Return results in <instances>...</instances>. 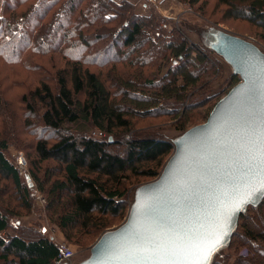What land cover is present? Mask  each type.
Wrapping results in <instances>:
<instances>
[{"label":"trees","instance_id":"1","mask_svg":"<svg viewBox=\"0 0 264 264\" xmlns=\"http://www.w3.org/2000/svg\"><path fill=\"white\" fill-rule=\"evenodd\" d=\"M182 1L201 7L211 0ZM215 3L222 9V20L246 22L261 31L264 41V0ZM155 21L153 16L138 14L126 0H0V61L21 66L27 73L34 68L33 77L39 80L22 93L21 103L25 114L41 123L40 131L47 132L28 145L35 159L29 160L34 191L22 184L17 169L4 156L7 143L1 135L0 176L12 180L27 213L31 192L44 194L50 221L72 244L82 245L87 236L96 238L110 227L108 220L125 215L131 179L157 178L175 142L198 126H189L191 107L196 103L204 107L213 99L204 93L205 79L214 74L215 47L228 34L196 23L184 24L199 37L200 44H195L176 28L164 36L155 30ZM43 31L46 41L54 34L58 40L54 50L41 53L37 43ZM19 36L24 38L21 46L7 53L19 43ZM74 49L77 53L71 55ZM35 54L41 56L33 62L27 59ZM52 55L65 64L55 70L51 83L49 78L43 80L44 70L35 63ZM231 79L232 87L240 81L234 75ZM194 90V96L201 95L196 102L190 95ZM172 104L177 109L168 116L178 120L176 129L181 133L173 142L133 133L138 119L165 115L164 109ZM27 121L30 125L31 120ZM89 130L98 131L99 137L89 136ZM123 146L124 155L112 152ZM49 162L55 165L40 177L39 167ZM261 212L264 199L243 211L230 240L213 252L209 264H228L223 250L236 246L247 247L249 255L238 257L234 264H264V224H246L249 216L259 217ZM17 215L16 209L3 210L0 204V264H54L57 245L40 237L41 233L28 230L2 236L10 228V218ZM244 236L245 244L240 241Z\"/></svg>","mask_w":264,"mask_h":264},{"label":"water","instance_id":"2","mask_svg":"<svg viewBox=\"0 0 264 264\" xmlns=\"http://www.w3.org/2000/svg\"><path fill=\"white\" fill-rule=\"evenodd\" d=\"M215 53L239 83L175 142L160 175L136 190L125 222L104 232L80 264H157L164 248L175 252L165 264H209L240 214L264 199V54L232 35Z\"/></svg>","mask_w":264,"mask_h":264},{"label":"rangeland","instance_id":"3","mask_svg":"<svg viewBox=\"0 0 264 264\" xmlns=\"http://www.w3.org/2000/svg\"><path fill=\"white\" fill-rule=\"evenodd\" d=\"M113 1L119 2L121 0H113ZM126 1L130 2L129 0ZM168 1H170L174 5L175 12L172 13V15L168 16L166 12L161 10L162 9L161 6L157 5L155 1L148 2L144 0L140 1L145 6L144 11L140 10L136 12L138 14H142L143 16L155 17L156 18L155 30H157L159 33L163 34L164 36H166L171 29L176 28L180 31V33H182L187 37L189 42L200 44L199 37L196 34L187 31L184 27V24L187 25L188 23L191 24L196 23L204 26L206 29L214 28L228 35H232L241 38L243 40H246L254 44L264 54V41L261 40V36H263L261 31L246 22L222 20L220 16L222 9L215 7L216 5L215 0L209 1V4L205 6L202 5L201 7L199 6L191 7L188 4V2L182 0H168ZM130 3L135 8V5L132 2ZM43 36H44V31L38 33V37H42L38 39V43H37L38 50L41 53L44 52L45 49L51 50L55 48L58 40L57 35L55 34L53 36H50V39L48 38L49 41L48 40L46 41L45 38H43ZM19 37H20L19 43L10 46L7 53L16 52L18 50V47L21 46L24 38L23 36H19ZM76 53H77L76 49L71 51V55H76ZM38 56L41 55H37V54L31 55L28 56L27 59L31 58L30 60L33 62V60L35 58H38ZM212 61L214 63L215 71L211 77L205 79L206 80L205 82L208 85H206L207 89L204 90L205 91L204 93L207 94L206 96L213 99L210 100L209 105H205L204 107L198 106V103L194 104L191 107L192 118L190 119V124H189V126L191 127L204 123L207 119V114L211 110L214 103L219 99H221L223 96H225L228 93V91L232 88L233 81L231 77L234 75L233 69L225 61H223L221 57L217 56L216 54L212 56ZM35 64H38L44 70L43 71L44 75H41L43 77V80L49 78L51 79V83H52L57 74L56 73L57 70L63 68L65 61L61 60L57 55H52L51 57H47L42 61L41 60L36 61ZM9 65L10 64L7 65L0 61V98L2 99L0 100V135L1 137H5V141L7 143V149L4 150L3 153L6 159L8 160V162L12 166H14V168H16L17 171H19L20 180L22 184H27L26 183L27 178H30L31 182L28 183L27 185L31 191H34L35 183L34 181H32L30 177V173L32 172V167L30 165L29 160H31V162H35V159L33 157L32 152L29 151L28 145L29 143L34 144L37 138L46 137L47 132L40 131L39 127L42 128L41 123L34 120L32 117L27 116V114H25V112L23 111V105L21 103V96L22 93L28 89L27 87H29V85L34 84L39 79L33 77V75L35 74L34 68L32 73L31 72L27 73L21 68V66H9ZM53 65L54 67L51 68ZM148 72L152 73L153 70ZM13 73H16V76H14ZM149 80L150 78L148 79V81ZM196 93L197 92H195L194 90L192 93H190V95L193 94L194 96V94ZM194 97L195 98L191 100L193 102L194 101L196 102L200 100L199 97H201V95ZM185 105L184 107H186ZM174 108L177 109V106L172 104L169 108L166 107L164 109V113H166L165 115L159 114L152 117L138 119L137 124L133 129V133L138 136H146V135L160 136L166 140L168 139L169 141L173 142L178 136L181 135V133L178 132V129H176V126H178V120L177 121L173 120L174 117L172 114H170L171 116H168V114L171 113L170 111H172ZM187 110H190V108ZM27 120H31L30 125L25 123L28 122ZM189 126L187 125V127ZM88 132H89V136L93 138L99 137V132L96 130H91V131L89 130ZM126 135L129 136L130 133H127ZM105 137L106 136H102L101 138H105ZM112 138H113L112 136H109L108 141L109 139H111V141L109 142H112L113 141ZM124 150L125 147L123 146L120 148L119 147L115 148L114 150H112V152L113 153L120 152L122 153V155H124ZM19 157H23L25 159L26 166L22 169H19L17 166V159ZM169 157L163 161V165L159 171V175L162 172ZM53 165H55V163L53 162H49L47 164L43 163L42 166L39 167L41 172H38L37 174L40 177H44L45 171L48 170ZM155 179L156 178L147 179V178L139 177L133 180L132 178L128 189L129 196H127L128 204L125 215H122L120 219L117 218L115 220L113 219L108 220L110 223L109 224L110 227L102 231L96 238L93 236H92L93 238H91V236H87L84 239L85 243H83L82 245H77V244L75 245L68 242L64 238L63 234L60 232L58 227L50 221L48 213L45 210L47 208L48 201L44 194L40 192L37 193L31 192V194L33 195V197L31 195L32 206L30 204L31 211L27 213L25 211L26 209L25 205H23L22 201H20L19 194L16 193V189L12 180L10 179L7 180L4 178L2 179V177L0 176V199H1L0 204L2 205V208L3 210L4 207L5 208L7 207V210L16 209L19 214L17 216H13L10 218L9 220L10 228L8 231H6L7 233L3 232L2 236L5 237L7 234L15 235V234H19L20 231H28V230L35 231L37 232V234L41 233L40 237L41 236L48 237L52 239L56 245L58 243H65L68 247H70L74 255L71 258V260H69L68 264H80L81 262L87 260L90 257L91 248L104 232L116 229L125 222L129 212V206L133 201L134 193L136 192V190L140 186L150 183ZM259 217L255 215L249 216V219L246 222L247 226L250 227L252 225L255 226L258 225V223L264 224V212H261V215ZM42 228L44 232H41ZM240 241L243 244L247 243L246 236H244V238H240ZM223 254L228 256L227 257L228 264H234L238 257L249 255V251L247 247L236 246L232 249L223 250ZM261 257L264 258V256Z\"/></svg>","mask_w":264,"mask_h":264},{"label":"built area","instance_id":"4","mask_svg":"<svg viewBox=\"0 0 264 264\" xmlns=\"http://www.w3.org/2000/svg\"><path fill=\"white\" fill-rule=\"evenodd\" d=\"M144 1H148V2H154L155 1V3L157 4V2L164 1V0H144ZM17 166L19 169H22L26 166L25 159L23 157H19L17 159ZM18 173H19V171H18ZM30 182H31L30 178H27L26 183L28 184ZM57 249H58V255H57V258H56L54 264H66V262L71 260V258L74 255L73 251L65 243H58Z\"/></svg>","mask_w":264,"mask_h":264},{"label":"snow or ice","instance_id":"5","mask_svg":"<svg viewBox=\"0 0 264 264\" xmlns=\"http://www.w3.org/2000/svg\"><path fill=\"white\" fill-rule=\"evenodd\" d=\"M261 140H262L261 154H260L261 155V166L264 167V135H262ZM161 251H162L163 255H160V256L155 258L157 261V264H165V261H166L168 255L169 254H175V252L173 250L168 249V248L161 249ZM141 259L148 261V260H151L153 258L149 257V256H143V257H141Z\"/></svg>","mask_w":264,"mask_h":264},{"label":"crops","instance_id":"6","mask_svg":"<svg viewBox=\"0 0 264 264\" xmlns=\"http://www.w3.org/2000/svg\"><path fill=\"white\" fill-rule=\"evenodd\" d=\"M130 2H132L134 5H135V8H136V11H140V10H143L145 9V6L144 4H142L140 1L141 0H129ZM136 2H139V3H136ZM157 5L161 6V10L166 12V14L169 15H172V13L175 12V9H174V5L168 1V0H164V1H159L157 2Z\"/></svg>","mask_w":264,"mask_h":264}]
</instances>
